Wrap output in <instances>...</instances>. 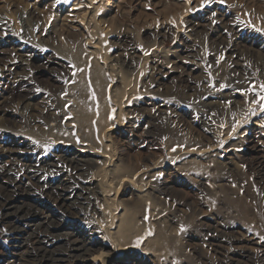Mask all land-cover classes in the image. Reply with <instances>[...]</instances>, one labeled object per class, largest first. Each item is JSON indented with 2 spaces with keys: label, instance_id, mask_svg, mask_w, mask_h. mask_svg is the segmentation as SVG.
Here are the masks:
<instances>
[{
  "label": "rangeland",
  "instance_id": "1",
  "mask_svg": "<svg viewBox=\"0 0 264 264\" xmlns=\"http://www.w3.org/2000/svg\"><path fill=\"white\" fill-rule=\"evenodd\" d=\"M0 25V40L8 47L0 52L5 56L0 91L6 95L3 89L18 73L31 95L43 98L26 107L15 101L0 110V152L39 143L36 134L43 127L35 123L36 112L69 110V100L78 93L75 57L91 55L101 66L114 65L107 67V94L111 98L119 92L123 104L119 109L111 101L108 118L124 121L114 133L125 130L126 144L151 159L145 165L157 164V177L146 173L135 179L133 196L130 186L120 187L118 179L108 182L102 171L96 210L86 197L75 200L69 211L34 196L65 229L50 247L64 250L72 231L97 240L95 254L102 242L118 246L115 232L128 212L139 233L120 244L134 248L141 264H264L262 253L233 256L234 245L222 237L249 229L264 241V100L259 95L264 92V0H0ZM28 49L62 57L69 68L60 64L44 70L41 81L25 66L6 71L12 60L21 61L19 50ZM151 117L139 134L127 131L132 118L146 122ZM106 135L97 151H107L103 166L111 168L119 148ZM76 143L83 146V141ZM48 144L45 139L42 149ZM174 171L181 173L180 182L165 186ZM187 173L204 178L205 187H191L195 180L182 178ZM11 176L21 179L24 173L11 171ZM6 195L0 192V206ZM19 222L20 241L35 250L31 241L46 227ZM7 224L0 218V231L15 229ZM159 227L170 239L168 249L148 242ZM8 249L0 234V264Z\"/></svg>",
  "mask_w": 264,
  "mask_h": 264
},
{
  "label": "bare ground",
  "instance_id": "2",
  "mask_svg": "<svg viewBox=\"0 0 264 264\" xmlns=\"http://www.w3.org/2000/svg\"><path fill=\"white\" fill-rule=\"evenodd\" d=\"M2 26L0 25V29H3ZM2 42L0 40V52L8 50L6 49L8 47L4 49L5 45L3 47ZM222 42L223 41H221V43ZM95 46H91L93 50L97 48V46ZM93 50L91 53H93ZM232 51L237 53L235 48L232 49ZM19 56L21 57V61L13 62L11 59L12 62L10 64L12 67L8 68L6 71L12 73L14 69L25 66L31 70L34 77L33 79L42 80L45 74L44 70H48L49 68L55 69L60 66V64L69 68V64H65L63 61L65 60L64 58H52L50 55L39 54L33 49L21 50V52L19 50ZM4 57L5 56L0 55V62L5 60ZM87 57L89 56L77 55L75 57L74 62L76 63L78 73L75 75L77 85L74 86V89H77L78 93L73 95V99L69 100L71 104L69 110L64 113L62 110L51 112L43 108L44 110H42V112H36L37 116L35 115V123H40V126L43 127V131H39L40 133L36 134L39 143L31 146L30 144L22 142L28 145V148L19 147L15 149L13 147L15 149L13 151L0 152V192H7L0 206V218L4 223L9 222L7 225L13 224V226H15V229L10 228L9 232H5L4 230H1L2 232L0 231L1 236L5 238L9 246L8 251L3 252L4 260L1 264H11L14 262L17 264H39L47 259H50L53 264H141L132 254L134 248L120 244V239L123 243H129L126 241L139 233V229L135 226V216H133L132 213L127 212L128 214L124 213V217L123 214L120 216L121 223L118 225V229L115 232V240L119 241L118 246L102 242V244H100L102 250L95 254L99 244L97 240L88 238L81 232L74 233L73 231H68L72 234L73 239L67 240V247H64L65 249L61 247L64 250L59 251L56 245L53 247L50 246L56 240L55 237L60 235L65 229L62 225L58 226V224L61 223L57 224V221L55 222L56 216L53 211L48 208L49 206L43 205L39 201L40 198L34 197H46L54 206L69 211L71 205L76 202L75 200L78 201V199H84V197H86L85 199L89 200L88 205L93 206L96 210L99 193L104 187L99 181L102 171H105L107 177L109 176L111 178L108 182H113V180L118 179L120 187L123 186L124 188L130 186L131 191L128 193L130 196H133L135 192V179H138L141 175L146 173H150L153 177H157L158 175L157 164H150V166L147 164L145 165L150 159L149 156L137 154V151L134 152L131 143L126 144L125 141L127 140L123 132L125 130L114 133L118 129L115 125L118 124L119 127L124 125L123 117H120L119 121L116 123L111 122L108 118L111 101L114 103L115 107H119V109L123 104L119 92H114L111 98H109L107 94L108 78L110 80L107 67L112 68L114 65L112 64L113 66H111L110 63L107 67L105 65L101 66L98 60L91 58V55L89 58ZM7 61L9 62V60ZM230 69L232 70V68ZM114 72L116 73L117 71ZM8 74L9 73H7V75ZM15 76L11 85L3 89L7 94L4 95V93L0 91L1 111L6 108L8 104H12L15 101L21 103H18L19 105L26 107L29 103L38 104L39 98H41L39 101L43 100L41 96L37 97L38 95H31L29 87L21 83L24 78H22L20 74L18 75L17 73ZM90 85L92 87H90ZM153 120L154 118L151 117L148 118L146 122H142L140 118H132L126 129L129 133L133 132L137 135L139 134L138 131H144V129L148 127V123H151ZM106 133L108 134V138H112L110 144L116 143L119 148L118 161L111 168L103 166L106 160L108 161L107 158H109L108 154H106L107 151H97V148L101 149L103 142L102 136L106 135ZM45 139L49 141L47 150L42 149V143ZM77 139L83 141V146H79L76 143ZM199 166L200 165H198V167ZM11 171L24 173L25 180L24 177L18 179L11 176L10 178ZM180 174V172L174 171L171 175L174 178L171 177V180L169 175L170 180L165 182V186H168L171 182L179 183ZM189 174L183 175L184 177L182 178L183 180L187 178V181L188 179L195 180L189 182V184H192L191 187H196L195 185H197L198 188L205 187L206 181L204 178L195 176L190 177ZM184 184L186 187L189 185L187 183ZM108 185L110 184L108 183ZM170 187L171 186H169V188ZM176 189L178 190V187H176ZM89 212L87 213L89 214ZM12 215H15L17 220H14ZM19 221H23V223L26 222L28 225L32 226H36L40 222V224L42 223V225L46 227L40 236L31 241L32 245H36L35 250H31L32 248L29 249L27 245H24L25 243L20 241L22 233H20L21 230L19 231L16 229H20L21 227ZM157 223L161 226L160 221ZM15 230H17V233H14ZM234 233L237 234L228 236L226 234L222 235V237L227 238L230 244L234 245V251L232 252L233 256L244 257L257 253H262L264 255V241L257 236L256 232L252 233L248 229L246 231L238 230ZM25 238L26 237H24V239ZM169 241L168 235L161 227H159L157 232L148 239V242L153 247L158 246L165 249L171 247ZM109 247L113 250L112 252L107 251ZM10 254L11 256H9ZM0 255H2V253Z\"/></svg>",
  "mask_w": 264,
  "mask_h": 264
},
{
  "label": "snow or ice",
  "instance_id": "3",
  "mask_svg": "<svg viewBox=\"0 0 264 264\" xmlns=\"http://www.w3.org/2000/svg\"><path fill=\"white\" fill-rule=\"evenodd\" d=\"M206 2H207V0H206ZM261 88L264 89V85H261ZM259 95H260V99H261V100H264V92L260 93ZM255 102H256V103H259L260 101L257 100V101H255ZM261 107H262V109H264V105H262ZM182 230H183V228H182Z\"/></svg>",
  "mask_w": 264,
  "mask_h": 264
}]
</instances>
